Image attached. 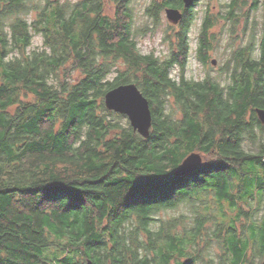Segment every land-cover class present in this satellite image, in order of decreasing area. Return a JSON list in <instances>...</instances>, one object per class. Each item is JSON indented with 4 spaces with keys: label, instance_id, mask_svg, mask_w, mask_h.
<instances>
[{
    "label": "trees",
    "instance_id": "trees-1",
    "mask_svg": "<svg viewBox=\"0 0 264 264\" xmlns=\"http://www.w3.org/2000/svg\"><path fill=\"white\" fill-rule=\"evenodd\" d=\"M112 1L111 16L103 0H0V264H264V215L239 204L264 194V149L241 141L264 132L252 115L264 108V40L260 62H247L245 84L223 103L205 82L167 78L186 58L190 10L172 58L159 61L133 39L132 0ZM161 11L155 0L146 8L154 22ZM34 33L41 48H29ZM117 59L126 67L109 78ZM123 83L149 101L148 137L104 105ZM193 151L211 158L173 175ZM182 203L191 224L158 217ZM212 235L226 252L217 262L202 250Z\"/></svg>",
    "mask_w": 264,
    "mask_h": 264
},
{
    "label": "rangeland",
    "instance_id": "rangeland-1",
    "mask_svg": "<svg viewBox=\"0 0 264 264\" xmlns=\"http://www.w3.org/2000/svg\"><path fill=\"white\" fill-rule=\"evenodd\" d=\"M74 1V0H71ZM105 4V9L106 12L109 15H113L116 6L112 0H103ZM223 0H200V3H198L195 6V13L197 15V18L200 19L201 13L203 14V10L205 9L206 6H209L208 9L211 10L212 13H219L222 12L224 13V7H223ZM152 3V0H132L130 3V7L132 9V30H133V39L136 42L137 47L139 48L140 52L144 54H153L159 61H163L164 59L167 58L168 53L170 52L171 49V43L174 40V32L176 30V24H172L166 17L164 10L161 11L159 15L158 21L154 22L152 17L147 14L146 8ZM260 7L258 9H253L249 11V21H253L254 19L257 20V22H260L263 20L264 17V1L261 0L259 2ZM248 7L243 8L241 13V17H245V12L247 11ZM210 12V13H211ZM197 19L193 24L192 28L190 31V38H191V45L194 46L195 43V36L197 33V25L198 21ZM244 18L241 19V22L238 26L237 29L230 31V34H234V36H239L243 38L242 35V28L244 26L243 24ZM257 31H256V36L255 38H259V26L258 23L256 25ZM227 24L222 23L221 21L217 22L215 27L212 29L213 32L220 33L222 32V36L220 39V46L218 50L214 52V56L219 58H226V56L223 54L222 51L224 50L226 43L230 40L228 37V31H225L227 29ZM211 30V31H212ZM248 35L249 31L247 32L246 37L244 36V40H238L234 42L235 46H240L243 45L247 40H248ZM258 40H256L257 42ZM42 37L40 34L34 33L32 37V44L29 47L37 49L42 47ZM258 43V42H257ZM233 45V42H232ZM235 46H230V49H236ZM257 50L252 53V55L255 56V54H258L259 49L256 47ZM193 49V47H192ZM126 64L123 62L122 59H117L114 61L113 66H112V71L109 74V78H113L117 74V70L120 69H125ZM207 73V68L205 66L199 65L194 58L189 59V63L186 69V76L193 78V79H198L201 80L203 76ZM172 74L175 75L176 77L178 76L176 70H172ZM72 77L76 79L79 77L78 72H73ZM27 99H31V96L29 95ZM168 104H173L174 100L169 96L167 97ZM14 109V106L12 107L11 110ZM170 111L178 117L179 113L177 112V109L175 106H171ZM257 119L260 121L258 114ZM250 119L249 114L246 116V121L248 122ZM262 123V122H261ZM260 123V124H261ZM264 126V125H263ZM242 141V146L249 151L253 152H259L261 149H264V132H262L259 128L255 127L253 129V136L250 138L246 133L242 135L241 138ZM211 156L209 154H202V159L209 160ZM203 198L207 201L211 200V197L206 194L203 196ZM196 204V205H195ZM201 202H194L193 206L200 205ZM240 207L248 212V214L252 215L251 217L256 220H260L263 215H264V194L262 198L258 201L257 199L251 201L250 204L252 205H246V203H239ZM227 209V207H226ZM228 213L230 211L227 210ZM160 218H173V217H178L182 221H188V224H191V218L193 217V214L190 211V207L182 203L179 205L177 208L174 210H168L166 212H162L158 215ZM246 218H242V222ZM251 219H249L250 221ZM208 226L211 228V230H215V225L214 224H208ZM237 226L240 227V222H237ZM217 238H215L212 235V238L208 239L205 244H203L202 250H204L205 255L207 256L206 259L209 260L211 258L212 262H217L220 261V259L223 257L225 258L226 252L224 251L223 248H221V244L217 242ZM201 241V239H200ZM192 251V249H190ZM255 264H259L258 260L256 257H254ZM174 264V263H171ZM248 264V263H246Z\"/></svg>",
    "mask_w": 264,
    "mask_h": 264
},
{
    "label": "flooded vegetation",
    "instance_id": "flooded-vegetation-1",
    "mask_svg": "<svg viewBox=\"0 0 264 264\" xmlns=\"http://www.w3.org/2000/svg\"><path fill=\"white\" fill-rule=\"evenodd\" d=\"M155 1L157 3H162V10H164V12L166 8L178 9L181 12L182 17L178 21V23H176V26L179 25L180 22L182 21L185 9H188L193 13V21L185 37L188 45L187 55L185 56L186 58L184 59V61L182 58L181 61L183 63L179 62L181 58L180 56L179 59L177 60H175L174 58L175 60L174 63L171 64L168 68V73H167L168 80L174 82L177 86H181L186 83L205 82L211 88L212 94H215L217 92L218 98H221L223 103L229 102L231 98V88L236 84L239 85V87L241 88V86L245 84L247 72L250 69L246 67L247 62L249 60L256 61L258 63L260 62L259 54L261 51L262 41L264 40V17L263 20L260 22H257V20L254 19L250 23L249 11L253 9H258L260 7L259 2L261 0H223L222 3L224 7V13L222 12H219L217 14L212 13L211 10L208 9L209 6H206L205 9L203 10L204 11L203 14L201 13L200 19L197 18V15L194 11L195 6L198 3H200V0H194L188 6L184 5L183 0H171L170 2H168L167 0H155ZM232 5L233 8H231ZM246 7H248V9L245 12V17H241L240 11H242V9ZM242 18H244V22H243L244 26L242 28L243 38L240 37L241 35L237 37L234 36L235 33L230 34V31L238 28ZM197 19H199L197 25V33L195 36L194 46H192L190 31L192 28V24ZM219 21H221L224 24H227L228 27L225 31H228V37L230 40L226 43V46L222 51V55L224 54L226 58H221V57L217 58L214 56V52L218 50L220 46V39L223 34L222 32L220 33L213 32L212 30ZM206 23L208 26L205 28ZM257 23L259 26L260 33H259V38L256 39L255 36L257 31V27H256ZM248 31H249L248 40L243 45L235 46L234 42L238 40L241 41L244 40V36L246 37ZM253 37L255 38V42H253ZM256 40H258L257 41L258 43L256 42ZM254 45L255 47H258L259 52L254 56L252 55L253 50L251 49L248 58L247 49L252 48ZM201 46L202 49H200ZM230 46H235L236 49L231 50ZM171 54L173 55V52L170 49L167 58L164 60L172 58ZM192 58H194L199 65L205 66L207 68V73H205V75L201 80L193 79L186 76V69L189 63V59ZM172 70L177 71L178 74L177 77L172 74ZM169 96L172 99H174V96L172 95ZM251 108L248 110L247 115L248 114L249 116L253 115L255 118H257L256 115L257 109L264 110V108L255 107L254 113L251 115ZM261 124L264 125L263 122Z\"/></svg>",
    "mask_w": 264,
    "mask_h": 264
},
{
    "label": "water",
    "instance_id": "water-1",
    "mask_svg": "<svg viewBox=\"0 0 264 264\" xmlns=\"http://www.w3.org/2000/svg\"><path fill=\"white\" fill-rule=\"evenodd\" d=\"M194 0H183L184 5H190ZM167 19L176 24L182 14L178 9L166 8ZM104 105L108 110L123 114L127 117L134 131L141 136L148 137L152 125V113L148 99L134 83L119 84L104 93ZM261 122L264 123V110L257 109ZM203 163L202 153L193 151L189 153L172 172L175 176H185L197 170ZM264 261V254H263ZM81 264H94L90 258L82 261Z\"/></svg>",
    "mask_w": 264,
    "mask_h": 264
}]
</instances>
